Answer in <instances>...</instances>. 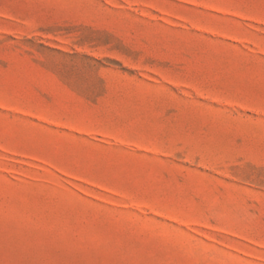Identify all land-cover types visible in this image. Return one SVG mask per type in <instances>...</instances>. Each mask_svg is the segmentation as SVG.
<instances>
[{
    "label": "rangeland",
    "instance_id": "rangeland-1",
    "mask_svg": "<svg viewBox=\"0 0 264 264\" xmlns=\"http://www.w3.org/2000/svg\"><path fill=\"white\" fill-rule=\"evenodd\" d=\"M0 264H264V0H0Z\"/></svg>",
    "mask_w": 264,
    "mask_h": 264
}]
</instances>
